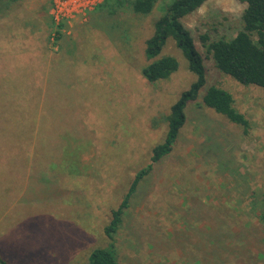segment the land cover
I'll list each match as a JSON object with an SVG mask.
<instances>
[{
	"label": "rangeland",
	"instance_id": "obj_1",
	"mask_svg": "<svg viewBox=\"0 0 264 264\" xmlns=\"http://www.w3.org/2000/svg\"><path fill=\"white\" fill-rule=\"evenodd\" d=\"M170 1L143 15L126 3L110 14L104 0H19L0 13V255L10 264H87L109 245L111 210L195 80L171 37L160 55L175 57L177 69L153 82L142 73L144 42ZM201 6L206 20L197 8L182 22L199 25L189 32L205 83L171 151L129 199L114 235L120 264H264V89L217 69L200 39L235 35L244 3ZM210 85L231 93L246 129L202 102ZM34 111L41 129L40 121L58 129L46 128L40 143L34 128L29 134ZM28 153L45 160L43 169L21 170Z\"/></svg>",
	"mask_w": 264,
	"mask_h": 264
},
{
	"label": "trees",
	"instance_id": "obj_2",
	"mask_svg": "<svg viewBox=\"0 0 264 264\" xmlns=\"http://www.w3.org/2000/svg\"><path fill=\"white\" fill-rule=\"evenodd\" d=\"M17 1L19 0H0V13L9 9ZM158 1L160 0H115V2L104 0L99 6L106 5L108 12L113 14L118 4L126 3V7L133 13L143 15L151 12ZM205 1L171 0L166 4L161 15L154 21L153 31L144 42V56L149 62L142 68V73L148 81L153 82L165 78L177 69L178 61L175 57L160 55L169 37L174 40L175 46L182 52L187 61L188 69L195 75V80L190 84L188 89L182 91L178 99L169 107V112L165 116L167 129L164 139L153 146L150 163L135 174L121 202L116 208L111 210L110 219L103 228L104 234L110 240L109 245L107 247L94 248L88 256L87 264H120L116 255L114 235L122 221L124 210L128 207L129 199L139 181L150 172L152 164L158 162L171 151L178 131L185 122L184 108L189 101L197 99L199 91L205 83L203 56L196 47L190 32L186 30L182 22L183 17L192 13ZM239 1L244 3V8L240 13L242 26L235 35L228 38L209 39L207 34L204 33L200 36V39L202 45L205 47V56L213 59L217 69L244 85L254 84L264 89V0ZM18 31L21 30L18 29ZM36 72L40 77L48 76L51 80L55 79L51 73ZM54 87H56L57 91L59 90L57 85ZM202 102L206 106L213 108L216 112L223 114L231 122L242 125L244 129L248 127L247 119L234 107V99L231 93L224 88L210 85L202 95ZM37 114L35 112L34 115L31 114V118L29 117V134L32 137L34 128L35 136L38 135L36 142L40 143L46 136L45 130L49 129L56 132L58 129H50L51 126H48L47 122L43 124V121H40L41 129L39 122H37L41 116L39 118L40 114ZM35 123L38 124L36 127ZM31 139H34V137ZM28 154V158L26 159L25 157L19 163L21 164V170L26 165L29 168L33 166L37 169H43L45 160H41L40 156L36 153L34 156L33 154L31 156V153ZM27 173L28 171H23V177L25 175L27 178ZM31 176L32 172L28 177L31 178ZM257 217L264 235V209ZM0 264L10 263L0 255Z\"/></svg>",
	"mask_w": 264,
	"mask_h": 264
},
{
	"label": "clouds",
	"instance_id": "obj_3",
	"mask_svg": "<svg viewBox=\"0 0 264 264\" xmlns=\"http://www.w3.org/2000/svg\"><path fill=\"white\" fill-rule=\"evenodd\" d=\"M203 8V6H201ZM197 13L199 14L200 19L206 20L207 15L206 13L202 12L200 8L197 9ZM198 23L196 21H192L191 23L186 25V30L194 31L198 27Z\"/></svg>",
	"mask_w": 264,
	"mask_h": 264
},
{
	"label": "built area",
	"instance_id": "obj_4",
	"mask_svg": "<svg viewBox=\"0 0 264 264\" xmlns=\"http://www.w3.org/2000/svg\"><path fill=\"white\" fill-rule=\"evenodd\" d=\"M89 1H95V0H89ZM61 5L60 1L57 2V12L60 10L59 6Z\"/></svg>",
	"mask_w": 264,
	"mask_h": 264
},
{
	"label": "crops",
	"instance_id": "obj_5",
	"mask_svg": "<svg viewBox=\"0 0 264 264\" xmlns=\"http://www.w3.org/2000/svg\"><path fill=\"white\" fill-rule=\"evenodd\" d=\"M152 166H153V164H152ZM152 169V168H151ZM145 177V176H144ZM183 202H184V200H183ZM128 206H129V204H128ZM125 211V210H124ZM161 225H163V224H161ZM120 226H121V223H120V225H119V228H120ZM119 228L117 229V231L119 230ZM117 231H116V233L115 234H117ZM106 236V235H105ZM115 238V237H114Z\"/></svg>",
	"mask_w": 264,
	"mask_h": 264
}]
</instances>
